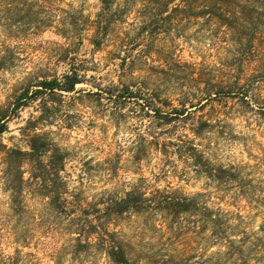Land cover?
<instances>
[{
    "label": "clouds",
    "instance_id": "obj_1",
    "mask_svg": "<svg viewBox=\"0 0 264 264\" xmlns=\"http://www.w3.org/2000/svg\"><path fill=\"white\" fill-rule=\"evenodd\" d=\"M0 264H264V0H0Z\"/></svg>",
    "mask_w": 264,
    "mask_h": 264
}]
</instances>
